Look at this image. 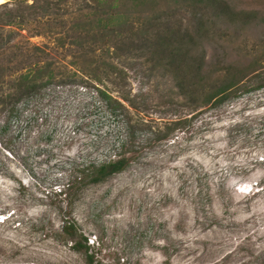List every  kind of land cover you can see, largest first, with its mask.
Listing matches in <instances>:
<instances>
[{"label": "rangeland", "instance_id": "rangeland-1", "mask_svg": "<svg viewBox=\"0 0 264 264\" xmlns=\"http://www.w3.org/2000/svg\"><path fill=\"white\" fill-rule=\"evenodd\" d=\"M5 1L0 264H264V0ZM112 9L130 14L125 39H93ZM154 28L202 34L208 66L258 70L196 105L145 39ZM38 65L54 77L16 91ZM120 155L123 170L92 181Z\"/></svg>", "mask_w": 264, "mask_h": 264}, {"label": "trees", "instance_id": "trees-1", "mask_svg": "<svg viewBox=\"0 0 264 264\" xmlns=\"http://www.w3.org/2000/svg\"><path fill=\"white\" fill-rule=\"evenodd\" d=\"M15 3L24 2L27 0H14ZM46 2L48 0H32L30 4L35 5L38 2ZM96 2L99 7H102L103 3L106 0H90ZM124 4L128 0H121ZM9 5L8 2L1 3L0 8H7ZM43 12L47 10V5L42 7ZM8 9V8H7ZM12 8H9L11 11ZM11 16V19L8 23H3L2 25H13L16 24L17 15H14L12 12H8ZM43 14V13H42ZM94 27L97 25L99 29L92 32V38L95 36L104 37L111 35L113 37H122L124 38V30L130 27V14L127 12H115L112 11H103L101 17L93 18ZM109 22L111 24H109ZM96 24V25H95ZM1 27V25H0ZM139 28H141L139 26ZM86 33L90 34V29L86 28ZM152 32L146 33L145 39L154 41L155 53L158 54V59L161 66L172 72L175 83L181 88V91L184 92L186 84L192 86V90L195 93L193 98L196 105H216L225 101L233 92H236L239 89L242 81L250 74H255L257 68L250 69V71H245L242 67L237 65H218L211 67L205 64V55L204 51L199 49V40L202 38V34L195 33L191 34L189 30L184 31H172L171 29H161L154 28ZM145 34L143 29H139V34ZM120 40V39H119ZM119 40L117 42H119ZM104 48V40H101ZM99 48V45H96V48ZM94 47L92 50H95ZM113 49V52L114 53ZM106 51H109V47L106 48ZM116 52V50H115ZM97 66L95 71L87 72L86 74L93 80L101 81L102 77L97 72ZM2 73H0L1 75ZM54 77L52 71H48L46 65H38L32 69H29L25 73H20L13 78L14 89L16 91H32L37 87L41 86L44 82H47L49 79ZM188 78H193V81L189 83L186 81ZM101 95L105 98H110L105 92L100 91ZM199 101V102H196ZM117 104L121 106L119 101ZM117 106V105H116ZM128 164V159L123 156H119L115 160L108 161L98 166L94 170V175L92 177L93 182L103 180L108 175L120 172ZM65 231L69 235L75 234V228L72 224H67L64 227ZM84 243L72 242L71 246H84L86 249L87 238H82ZM76 245V247H77Z\"/></svg>", "mask_w": 264, "mask_h": 264}, {"label": "water", "instance_id": "water-1", "mask_svg": "<svg viewBox=\"0 0 264 264\" xmlns=\"http://www.w3.org/2000/svg\"><path fill=\"white\" fill-rule=\"evenodd\" d=\"M5 2H7V1L3 0L2 2H0V4H1V3H5Z\"/></svg>", "mask_w": 264, "mask_h": 264}, {"label": "bare ground", "instance_id": "bare-ground-1", "mask_svg": "<svg viewBox=\"0 0 264 264\" xmlns=\"http://www.w3.org/2000/svg\"><path fill=\"white\" fill-rule=\"evenodd\" d=\"M3 0H0V2H2Z\"/></svg>", "mask_w": 264, "mask_h": 264}]
</instances>
